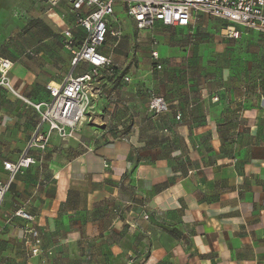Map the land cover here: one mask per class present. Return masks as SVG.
<instances>
[{
  "label": "crops",
  "instance_id": "1",
  "mask_svg": "<svg viewBox=\"0 0 264 264\" xmlns=\"http://www.w3.org/2000/svg\"><path fill=\"white\" fill-rule=\"evenodd\" d=\"M9 4L0 0V60L12 63L7 80L16 94L0 86V179L2 163L17 159L39 121L27 101H47L46 85L89 68H73L62 46L59 26L73 22L64 4L39 3L52 23L40 20L25 33H16L13 16L4 14ZM117 8L122 37L103 50L115 68L100 71L104 85L79 131L65 142L53 135L16 177L0 211V242L13 230L4 215L12 216L14 206L35 217L32 223L15 217L16 225L24 223L17 233L37 226L51 253L29 257L21 244L18 264H264V93L219 62L197 65L157 74L169 111L150 113L126 72L130 58L123 68L115 64L125 28L135 29L129 17L120 21ZM143 34L147 74L161 69L150 57L153 42L165 48L160 67L164 61L176 68L170 60L179 53L192 61L206 52L160 23ZM193 87L197 99L187 102Z\"/></svg>",
  "mask_w": 264,
  "mask_h": 264
},
{
  "label": "built area",
  "instance_id": "2",
  "mask_svg": "<svg viewBox=\"0 0 264 264\" xmlns=\"http://www.w3.org/2000/svg\"><path fill=\"white\" fill-rule=\"evenodd\" d=\"M50 9L61 4L73 17L71 25H60L61 43L71 55V66L85 64L89 70L80 75L68 74L60 83L46 85L48 100L42 103H30L39 115L30 138L15 161L2 163L6 176L0 179V211L5 197L16 177L36 163L33 152H44L51 137L57 136L62 142L67 141L85 122L87 111L92 101L101 93L96 87V77L100 71L112 73L115 65L103 52L113 48L122 37V30L116 18V8L120 7L129 17L137 30H151L157 23L165 27L187 29L200 22L201 17L217 19L224 23L220 30L221 39L237 40L244 32L255 31L264 34V0H42ZM81 30L83 36L75 37V31ZM114 43L110 44V41ZM155 45V42H153ZM153 61L158 60V53H150ZM156 69H160L158 64ZM12 63L0 60V86L15 93L7 80ZM129 82V78H124ZM217 101L215 97L212 99ZM147 109L154 115L169 111L166 101L152 95ZM180 120L181 115H176ZM12 216L26 222H34L35 217L22 207L17 208ZM12 216L4 215L7 222ZM148 219V216H144ZM26 255L38 257L51 253L42 246L41 236L36 227H25L22 231ZM1 234V230H0Z\"/></svg>",
  "mask_w": 264,
  "mask_h": 264
},
{
  "label": "rangeland",
  "instance_id": "3",
  "mask_svg": "<svg viewBox=\"0 0 264 264\" xmlns=\"http://www.w3.org/2000/svg\"><path fill=\"white\" fill-rule=\"evenodd\" d=\"M39 3L42 4L43 1L12 0V4H9L11 8L7 13L4 12V14H8L9 17L13 16L16 33L27 32L29 28L38 25L40 20L52 23V19L47 18L45 14L44 5L40 6L38 5ZM116 11L119 12V9L116 8ZM117 15L121 22L129 23L128 17L124 12L117 13ZM200 22L204 27L200 26L192 30L170 27V30L173 36L178 35L182 40L195 38L196 41L200 42L201 47L206 50L205 54L201 57L196 55L194 58L197 61H195V59L191 61L189 58L184 57L182 53H179L177 58H172V60H170V62L173 63H176L175 61L177 60L179 64L176 65V68H169L168 62L159 61L161 69L156 71L153 70L151 74H147L151 65L148 61H144L143 57L142 47L146 41L141 38L142 36L144 37V32L150 30L139 31L136 28L134 29L132 25L129 29H127V27L125 28V35L121 40L123 45L118 52L115 64H117L119 68H123V65L126 63V58H130L129 65L126 67V72L130 74L134 81L138 82L140 96L143 97L145 102L148 103L152 95L163 97L166 103L168 102L166 95H164L166 84L163 80L157 79V74L163 71H172L173 73L181 74L183 70H188L190 68L196 69L197 65L202 68L204 66L212 67L215 65V62H219L222 66L230 67L237 72L239 77L241 76V79L246 85L248 84L251 86V89L264 93V34L248 31L243 38L237 40L221 39L219 35L224 23L209 17H201ZM215 45H217L218 48L220 46L218 51H220L221 54L214 55L213 49ZM154 49L158 53V59H161V56H164L162 52L165 51L163 45H160L156 41ZM120 56H122V58H119ZM154 62L156 63L157 61H153V64ZM96 79V87L99 88L104 85L103 81L105 75L102 72L98 74ZM194 89L193 87L188 93L187 102H193L197 99V92ZM90 107L88 111H90ZM7 199L8 196H6V205L8 204ZM12 208L13 209L10 208V211L13 214L19 207L13 206ZM14 222L15 217L12 216L7 224L8 226H12L11 228H13V230L11 232L9 231V236L5 237L4 240L0 242V264H18L17 257L21 249L20 245L22 244L24 247L23 233H17V229L21 231V228H23L22 224L24 223L21 221L20 223L22 224L19 223L20 225H16ZM35 227L37 228V226ZM15 232L17 235H14Z\"/></svg>",
  "mask_w": 264,
  "mask_h": 264
}]
</instances>
